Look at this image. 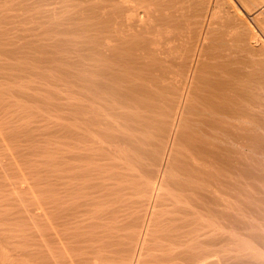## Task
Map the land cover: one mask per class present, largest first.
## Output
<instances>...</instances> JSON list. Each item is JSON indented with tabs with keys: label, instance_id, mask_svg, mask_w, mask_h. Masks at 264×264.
Returning <instances> with one entry per match:
<instances>
[{
	"label": "bare ground",
	"instance_id": "1",
	"mask_svg": "<svg viewBox=\"0 0 264 264\" xmlns=\"http://www.w3.org/2000/svg\"><path fill=\"white\" fill-rule=\"evenodd\" d=\"M0 156V264H264V0H0Z\"/></svg>",
	"mask_w": 264,
	"mask_h": 264
},
{
	"label": "rangeland",
	"instance_id": "2",
	"mask_svg": "<svg viewBox=\"0 0 264 264\" xmlns=\"http://www.w3.org/2000/svg\"><path fill=\"white\" fill-rule=\"evenodd\" d=\"M49 125H51V124H49ZM0 158L2 159V156H0ZM3 159H4V158H3ZM5 160H6V159H5ZM5 160H4V161H5ZM1 163H2V162H1V160H0V166H1ZM2 166H3V165H2Z\"/></svg>",
	"mask_w": 264,
	"mask_h": 264
}]
</instances>
